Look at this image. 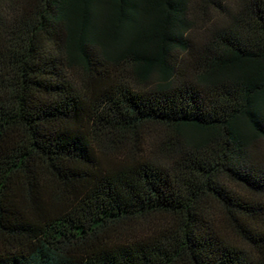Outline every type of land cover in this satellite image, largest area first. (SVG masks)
<instances>
[{"label":"trees","instance_id":"trees-1","mask_svg":"<svg viewBox=\"0 0 264 264\" xmlns=\"http://www.w3.org/2000/svg\"><path fill=\"white\" fill-rule=\"evenodd\" d=\"M0 264H264V0H0Z\"/></svg>","mask_w":264,"mask_h":264},{"label":"rangeland","instance_id":"rangeland-1","mask_svg":"<svg viewBox=\"0 0 264 264\" xmlns=\"http://www.w3.org/2000/svg\"><path fill=\"white\" fill-rule=\"evenodd\" d=\"M196 30H198V32L196 31L198 35H202L204 32H206V30L204 31L202 28H196Z\"/></svg>","mask_w":264,"mask_h":264}]
</instances>
